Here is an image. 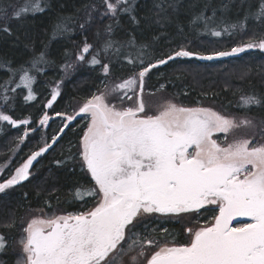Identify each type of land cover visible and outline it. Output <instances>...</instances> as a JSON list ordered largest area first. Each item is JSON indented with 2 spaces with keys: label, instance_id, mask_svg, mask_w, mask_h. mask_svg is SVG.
I'll return each instance as SVG.
<instances>
[{
  "label": "snow or ice",
  "instance_id": "obj_1",
  "mask_svg": "<svg viewBox=\"0 0 264 264\" xmlns=\"http://www.w3.org/2000/svg\"><path fill=\"white\" fill-rule=\"evenodd\" d=\"M104 4L105 14L113 16L122 5V11L131 10L129 0H104ZM37 11H43L39 0H29L18 9L0 5V21L19 20ZM0 31L11 34L7 23ZM211 34L220 37L222 32L212 30ZM91 47L85 42L76 59L84 61ZM111 47L108 41L105 50ZM254 48L264 51V39L208 54L180 47L147 64L139 55L136 59L129 56L128 64L141 65L132 75L113 82L110 88L105 85L103 92L86 98L72 115L57 113L68 122L61 132L77 116L87 119L79 155L82 169L86 168L95 183L92 188L77 189L76 197L92 196L96 203L86 212L31 218L22 229V255L16 264H264V122L257 140L255 133L237 135L257 127L246 116L237 119L209 107H185L166 97L152 110L144 100L145 77L152 69L177 58L212 61ZM43 60L41 53L32 67ZM89 63L100 64L98 54ZM64 67L67 71L72 65ZM101 67L107 76L109 65ZM20 73L19 83L11 90L27 88L26 99H34L29 69L21 68ZM57 94L54 91L52 101ZM110 95L121 107L108 99ZM3 99L7 102L8 97ZM126 101L132 104L124 106ZM259 103L255 96H242L239 106ZM47 106L51 107V101ZM48 120L45 113L39 123L43 126ZM0 122L13 127L29 123L3 111ZM218 133L224 134L223 143L213 138ZM56 140L53 136L52 144ZM52 144L32 151L10 178L0 182V193L29 179L33 161ZM207 205L215 206L212 221L203 226L197 221L195 229L188 227L185 244L138 231L145 226V216L199 214ZM6 243L0 234V252Z\"/></svg>",
  "mask_w": 264,
  "mask_h": 264
},
{
  "label": "trees",
  "instance_id": "obj_2",
  "mask_svg": "<svg viewBox=\"0 0 264 264\" xmlns=\"http://www.w3.org/2000/svg\"><path fill=\"white\" fill-rule=\"evenodd\" d=\"M27 3L29 0H0V5L17 9ZM39 3L43 11L28 12L19 20L0 21V28L7 23L11 33L0 31V107L13 119L28 117L32 125L43 112L57 115L65 110L68 101L90 98L99 89L102 64L109 65L107 82L121 81L132 75L134 68L141 67L128 64L129 56L136 59L139 55L147 64L180 47L208 54L264 39V0H129L131 10L122 11V5L115 16L105 14L104 0H39ZM197 17L202 19L196 20ZM225 28L228 32H224ZM212 30L221 31L222 35L213 36ZM108 41L112 47L105 50ZM85 42L92 47L85 60L79 61L76 57ZM41 53L43 62L33 68ZM97 54L101 63L91 65V57ZM65 65L72 68L65 71ZM21 68L29 69L33 78L34 99H26L27 88L11 90L19 83ZM57 82L62 83L58 100L45 110V92ZM145 83L151 91L164 83V90L181 104L193 106L200 101L230 114L250 115L264 122V51L258 48L212 61L177 58L152 69ZM4 96L8 97L7 102ZM242 96H255L260 103L240 107ZM80 120L76 118L63 132L53 124L43 133L36 131L16 154L10 145L20 128L0 122L2 182L26 158L28 151L61 134L30 170L32 177L0 193V234L7 241L5 251L0 252L2 264H15V244L21 238L29 212L44 205H50V211L82 209L94 198L76 197L77 189L92 188L78 158L83 131ZM38 139L42 140L41 145ZM160 237L180 240L182 230L173 226Z\"/></svg>",
  "mask_w": 264,
  "mask_h": 264
},
{
  "label": "rangeland",
  "instance_id": "obj_3",
  "mask_svg": "<svg viewBox=\"0 0 264 264\" xmlns=\"http://www.w3.org/2000/svg\"><path fill=\"white\" fill-rule=\"evenodd\" d=\"M254 49H256V48H254ZM248 50H253V49H247L246 51H248ZM99 74L102 75L101 79L99 80V89L96 90V91H94L92 93V95L99 94V93L103 92L105 90V85H107L109 88L112 86L113 81H108V82L106 81L105 74L103 73L102 68L99 69ZM118 81L119 80L114 81V82H118ZM164 85H165L164 83H161V84H159V86L157 88H155L153 91H151V90H148L147 89L146 83H144V93H145L144 94V100H145V102H146V104H147V106H148L149 109L154 110L156 104L160 101V99L162 97H166L167 99L171 100L172 102L176 103L177 105H182V106H185V107H209V108H211V109H213V110H215V111H217V112H219V113H221L223 115H226V116H235L237 119L246 116L247 118L251 119L254 122V124L257 125V127L254 128V129H244V130H240V132H238L237 135H245V134L255 133L257 140L260 139L259 133L262 131V129L259 126L261 125V123L263 122V120L258 119V118H255L254 116H250V115H239L237 113H235V114L234 113H231L230 114L228 112H225V111L221 110L216 105H213V104H202L200 101H197L196 104L193 105V106L181 104V103H179V101H178L179 99L178 98L172 96L171 94L167 93L164 90V88H165ZM61 87H62V83L57 82V83H55V85L52 88L50 87L49 90H47L45 92V95H46V97H45L46 103L50 100V98L53 95L54 91L55 92H58V94L60 93ZM108 99L112 103H116L117 104V107H121V105L114 99V96L113 95L108 96ZM84 100L85 99H83L82 101L75 100V102H73V100L71 102L68 101V104L66 103L65 110L62 112V114L63 113H67L68 115H72L74 113V111H78L79 106L84 102ZM131 104H132V101H126V104L124 106L131 105ZM2 109L5 110V107L3 106ZM0 111H3V110H1V107H0ZM3 112H5V111H3ZM44 114H45V112H43L42 114H40L39 118H37L36 123L34 125L31 124L27 129H20L18 136H16L15 138H13L14 140H13L12 145H10V144L9 145L10 146H13L12 150H15L14 154H16V152L19 149V147L25 141H27L29 138H32V135L36 131L39 130V131H42V133H43V132H45L48 129V126L50 124H53L54 126H58L59 127V131H60V129L66 123H68L64 119L63 115H59L58 116V115H55V114L54 115H48L47 114L49 116V120H48V122H47L46 125H43L42 126V125H40L39 121L43 118ZM76 118H81L79 127L80 128L81 127L83 128V131L82 132L86 131L87 119L84 118L82 115L81 116H77ZM1 123L8 124L7 122H1ZM25 131H27V133H28L27 136L24 135ZM82 136H83V133H82ZM82 136H81V139H82ZM217 137H219L218 142H220V143H223L224 142V134L223 133H218L217 136H214L213 138L215 139ZM38 138H39V134H38ZM229 138H231V135H230ZM81 139H80V141L78 143L79 146L81 145ZM37 142L41 145L42 140L41 139H38ZM32 151H35V150L32 149V150H30V151L27 152L26 158L24 159V161L27 159V157L31 154ZM80 159H81V157H80ZM24 161L21 162L18 167H20L24 163ZM81 165H82V160H81ZM84 169L86 170V168H84ZM14 173H15V170L13 171V173L11 175H13ZM32 175L33 174L30 171V176L29 177H32ZM10 176L8 178H10ZM0 182H2V181H0ZM95 203H96V201L94 202V204ZM93 205H92V207H93ZM207 206H209V207H211V206L212 207H215L214 205H207ZM92 207H90L89 209H91ZM44 210H46V208ZM45 214H47V212H44V211L41 212L39 210H37L35 212H31L27 216L24 225L26 226L27 222L31 218L36 217V216H40L41 218H43V216ZM47 215L51 216L52 214H47ZM156 215H159V214H156ZM191 216H192V213H188V214H181L180 216H173L171 218L178 219V222L183 226V228L186 231L188 227H191V228L195 229L198 226L197 221H195V219H193V217H191ZM209 222H211V221H209ZM209 222H203V221L200 222V219H199V225L200 226L206 225ZM188 237H189V235H188ZM17 248L19 250V252L17 254V260H18L20 258V256L22 255V248H21V245L19 244V241L17 242ZM0 264H2V263L0 262Z\"/></svg>",
  "mask_w": 264,
  "mask_h": 264
},
{
  "label": "flooded vegetation",
  "instance_id": "obj_4",
  "mask_svg": "<svg viewBox=\"0 0 264 264\" xmlns=\"http://www.w3.org/2000/svg\"><path fill=\"white\" fill-rule=\"evenodd\" d=\"M28 118V117H27ZM30 120V119H29ZM30 124H31V120H30ZM30 124L27 126V127H24V128H22V129H27L29 126H30ZM20 128V129H21ZM61 132V131H60ZM83 133V132H82ZM82 133H81V136H82ZM60 135L61 134H57V135H55L56 137H57V140H56V142L59 140V138H60ZM81 136H80V139H81ZM80 139H79V141H80ZM52 143V139L48 142V144H51ZM79 143V142H78ZM56 144V143H55ZM55 144H53L52 146H51V148L55 145ZM78 147H79V152H80V146L78 145ZM50 148V149H51ZM39 149V148H38ZM38 149H35V150H38ZM49 151V150H48ZM47 151V152H48ZM47 152H45V153H43L40 157H38L37 158V160H35V161H33V164H32V166H31V168H30V170L36 165V163L42 158V156L43 155H45ZM28 158V157H27ZM78 158L80 159V155H78ZM24 161V160H23ZM22 161V162H23ZM80 162H81V159H80ZM81 164V163H80ZM82 168V167H81ZM29 170V171H30ZM84 171H86L85 169H83ZM86 173H87V171H86ZM87 177H88V179H89V181L91 182V184H92V187L94 186V181L92 180V178H91V175L89 174V173H87ZM25 181H27V180H25ZM25 181H22L21 183H23V182H25ZM20 183V184H21ZM16 186V185H15ZM96 201V198L94 197L91 201H87L86 202V206L85 207H83L82 209H77V210H70V211H56V210H54V211H50L49 210V208H50V205H44L43 206V208H42V210L44 211V212H47V214H69V213H72V214H76V213H81V212H86V211H88V209L90 208V207H92V205L94 204V202ZM46 208V210H44ZM215 207H209V206H206L205 207V209H202L201 211H200V213L199 214H205V218L204 217H202L201 215L199 216V214H193L192 213V216L191 217H194L195 216V221H198L199 222V219H200V222H209V221H212V217H213V215H214V212L212 211L213 209H214ZM39 210H41V208L39 209ZM35 211H37V210H32L31 212H35ZM31 212H29V214L31 213ZM28 214V215H29ZM202 217V218H201ZM143 219H144V221H145V226H142L141 228H139L138 229V231H141V232H143V231H145V230H147L148 232H150V234H151V236L153 237V238H161L160 236L161 235H163L165 232L163 231L165 228L167 229V230H169L171 227H173V226H175V227H180L181 228V230H182V237H181V239L180 240H170V241H173V242H175L176 244H185V243H187L188 242V232H187V230L185 231V229L183 228V226L178 222V219H174V218H171V217H164V216H159V215H156V214H152V215H150V216H145V217H143ZM237 223V221H233V224H236ZM25 224V223H24ZM23 224V226H22V229H23V227H25V225ZM155 230V231H154ZM22 234H23V232L21 233V236H22ZM166 239V238H165ZM16 254H18V252H19V250H18V248H17V242H16ZM16 261H17V259H16ZM16 263V262H15Z\"/></svg>",
  "mask_w": 264,
  "mask_h": 264
},
{
  "label": "water",
  "instance_id": "obj_5",
  "mask_svg": "<svg viewBox=\"0 0 264 264\" xmlns=\"http://www.w3.org/2000/svg\"><path fill=\"white\" fill-rule=\"evenodd\" d=\"M56 93H58V92H56ZM58 95L59 94H57L56 95V99L54 100V101H52V96H51V98H50V100L47 102V103H45V110H49L55 103H56V101L58 100ZM51 101V107H48L47 105H48V103ZM23 119H27L28 121H29V123L27 124V125H23V124H21L20 126H18V127H14V128H24V127H27L29 124H30V120H29V118H27V117H25V118H23ZM23 119H20V120H23ZM13 127V126H12ZM52 144V143H51ZM53 145V144H52ZM51 148V147H50ZM50 148L48 149V150H50Z\"/></svg>",
  "mask_w": 264,
  "mask_h": 264
}]
</instances>
